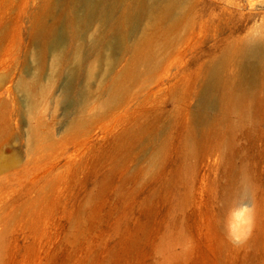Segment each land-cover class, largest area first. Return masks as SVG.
Wrapping results in <instances>:
<instances>
[{"label":"rangeland","instance_id":"rangeland-1","mask_svg":"<svg viewBox=\"0 0 264 264\" xmlns=\"http://www.w3.org/2000/svg\"><path fill=\"white\" fill-rule=\"evenodd\" d=\"M230 1L86 53L69 0H0V264H264V69L225 50L264 0Z\"/></svg>","mask_w":264,"mask_h":264},{"label":"bare ground","instance_id":"bare-ground-1","mask_svg":"<svg viewBox=\"0 0 264 264\" xmlns=\"http://www.w3.org/2000/svg\"><path fill=\"white\" fill-rule=\"evenodd\" d=\"M61 1L63 0H59V2ZM185 2L186 0H69L68 5L71 7V16L73 15L74 20L82 30L80 37L83 39L87 36L93 22H99L103 28L102 33L92 39L86 52L89 53L102 47L114 52L121 50L127 37L130 34H136L143 25H145V34L151 30L156 33L167 34L166 36L173 34V32H179L182 21L185 20L186 22V17L182 14L184 11L181 12L185 7ZM228 4L231 6L230 12L232 14L242 11L240 3L232 0ZM254 7L251 1L250 10L253 11ZM253 16V14H241L240 21L236 19L234 24H229L227 21L219 28L221 35L234 34L240 31L245 22L251 21ZM162 25L165 26L158 28ZM148 29L149 31H147ZM226 48L238 56L243 75H252L256 70L264 69V45L261 38L250 34L246 39H241L225 47V50ZM129 49L130 47L126 50ZM132 49L138 52L139 59L145 62L146 59L143 54L145 48L139 44H134ZM214 80L213 75L210 84L202 95L199 103L200 109L215 102Z\"/></svg>","mask_w":264,"mask_h":264}]
</instances>
